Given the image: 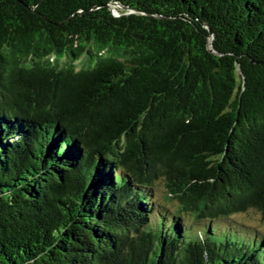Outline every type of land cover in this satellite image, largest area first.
Here are the masks:
<instances>
[{"label": "trees", "instance_id": "obj_1", "mask_svg": "<svg viewBox=\"0 0 264 264\" xmlns=\"http://www.w3.org/2000/svg\"><path fill=\"white\" fill-rule=\"evenodd\" d=\"M249 210L264 0H0V264H264Z\"/></svg>", "mask_w": 264, "mask_h": 264}, {"label": "rangeland", "instance_id": "obj_2", "mask_svg": "<svg viewBox=\"0 0 264 264\" xmlns=\"http://www.w3.org/2000/svg\"><path fill=\"white\" fill-rule=\"evenodd\" d=\"M114 12L117 5H112ZM158 198L162 201L163 191H159ZM174 208V206H172ZM232 221L244 224L251 228H254L256 231H264V220L261 217V214L255 210H249L246 213L237 214L233 217Z\"/></svg>", "mask_w": 264, "mask_h": 264}]
</instances>
